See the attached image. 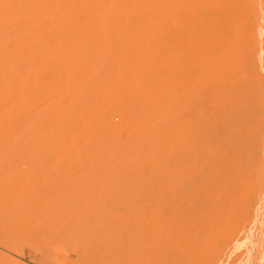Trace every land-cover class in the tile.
I'll return each mask as SVG.
<instances>
[{
    "label": "bare ground",
    "instance_id": "bare-ground-1",
    "mask_svg": "<svg viewBox=\"0 0 264 264\" xmlns=\"http://www.w3.org/2000/svg\"><path fill=\"white\" fill-rule=\"evenodd\" d=\"M92 77L106 83L91 84ZM106 78L117 80L115 92ZM83 79L93 86L76 89ZM254 92H264V0H0V125L16 122L33 148L44 133L71 134L73 141L49 140L55 156L100 160L102 175H119V188L150 189L148 200L173 207L171 216L204 222L195 227L206 238L231 235L229 181L220 178L228 166L218 156L230 153L231 109ZM56 103L62 124L50 115ZM73 109L113 116L119 126L97 115L76 119ZM85 138L90 149L82 152ZM45 145L37 151L46 155ZM21 232L17 239L0 234V246L39 264H107L103 252L94 258L85 250L78 261L47 247L28 253ZM8 258L13 263L0 252L2 262Z\"/></svg>",
    "mask_w": 264,
    "mask_h": 264
},
{
    "label": "rangeland",
    "instance_id": "rangeland-1",
    "mask_svg": "<svg viewBox=\"0 0 264 264\" xmlns=\"http://www.w3.org/2000/svg\"><path fill=\"white\" fill-rule=\"evenodd\" d=\"M110 78H106L110 81L108 84L112 82ZM113 78L118 79L119 82V78ZM46 79L40 78L37 82L43 81V84L47 85L49 79ZM89 79V82L94 80V82H90L91 84H96L99 80L105 81V78L99 80L96 78L95 80L92 77ZM77 80V86H75L78 88L76 89H81L83 86L81 89L83 90L84 86L90 85L86 83L88 80H79L80 84ZM82 82H84L83 85ZM113 82L118 83L117 80ZM40 83L38 85L41 87L42 83ZM105 83L102 82L104 85ZM116 83H111L114 87L112 88L114 90L111 89L112 92H115L119 86ZM92 86L90 85V87ZM97 88L98 86H94L91 89L95 91ZM91 89L86 88V90ZM92 94L90 98L97 96L95 92ZM246 96L248 98L246 105L235 106L231 109L234 117L227 124L229 135L232 132L231 140L228 141L230 142L228 143L230 153L228 152L225 157L218 156L219 162L225 160L224 164L228 166L225 173L221 172L220 178L226 177L227 182L229 181L230 188L227 198L232 218V220L229 218L232 221V225L229 221L232 226H230V230H232L229 232L230 237L226 236L225 238L218 234V237L214 239L206 238L210 234L209 230L208 235H206L207 232L204 233L206 229L203 230L202 227L199 229L203 234L198 228L196 230L198 224L201 223L202 226L205 224L204 222L183 223L178 212L175 215L172 213L171 216L169 211L173 207L166 206L167 209H171L167 210L164 209V204H157V202L155 204L148 200L150 189H146V191L148 190L146 192L145 189L141 191V189L123 190V188H119V182H117L119 175H102L100 160L93 158L92 161V157L87 158L83 153L75 158L70 157L69 154L55 156L57 154L53 152L55 150L53 147L55 148L56 145L52 146L51 142L56 141L55 135L60 137L59 131L52 132L55 134L54 141L49 142L53 139L48 136L50 133L47 132L48 135L46 133L43 135L44 139L38 140L40 143L37 142L34 148L31 147L34 145L33 141L30 142L20 137L16 122H12L16 123L15 126L12 123L8 127L0 125V234L10 235V238L17 239L18 235L15 236V234H20L21 229L25 228V231L21 232L24 238L22 237L21 241L18 238V241L23 244L26 251L28 249V253L33 251L32 247L34 251L39 247H47L74 261L81 259L82 255L79 254L86 250L85 252L92 254L94 258L98 257L97 253H105L102 255L107 256L104 259L107 264H264V224L260 222L259 225V219L264 223V92H254ZM256 98H260L262 101L257 102ZM59 104L61 103H56V106ZM59 106L57 111L58 106L54 107L53 105L52 109L54 110L51 109L50 115L55 116L56 114L57 118L60 116L57 119L52 115L58 123L61 121L62 124L66 121L62 120L65 118L64 114L61 115L62 104ZM72 111L77 112L74 109ZM89 111H86L89 113L87 114L80 110L77 115L75 112L76 119H80L79 114L82 113L87 118L90 116L96 118L95 115H97L99 122L119 123L113 116L112 118L109 116L108 119V116L102 115L106 117L103 118L98 111ZM241 115L243 119H241ZM82 119L84 118L81 116L79 123L83 122ZM48 120L50 121V119ZM87 120L84 123H87ZM91 121L89 122L91 125L99 124L97 119H91ZM117 125L119 126V124ZM222 130L220 127V136ZM27 133L26 135H28ZM66 134H63L64 141H66V136L67 141L69 139L73 141L72 135ZM220 136L217 139L221 138L222 140ZM64 137L60 138L64 139ZM57 141L56 144H59ZM71 141L64 143L71 145L73 143ZM87 141L85 138L84 143L81 144L82 152L90 149V143ZM107 143L111 145V141ZM107 143L103 146L100 143L102 150L105 147L110 148ZM42 144L46 146L45 149L49 155L41 153V149L37 151L38 145ZM43 146L41 147L43 148ZM219 147L222 149L223 145L219 143L217 147L218 152L221 153ZM165 148L163 154H165ZM220 153L218 155H221ZM219 162L218 165H220ZM111 166L115 168V165ZM111 177H114L115 180ZM112 180H114L113 184L109 182ZM222 181L220 180L219 183ZM220 187L222 190V184ZM143 192L145 193L143 194ZM217 201L219 203V199ZM246 228L249 231H245ZM9 231L11 232L9 233ZM24 233L26 234L24 235ZM4 235L2 236L5 237ZM0 252L8 255L11 262L13 261L10 263L8 258V264H14V260L18 261L15 264H19V262L39 264L35 260H31L28 255L17 254L2 248V246H0ZM4 262L2 263L7 264L6 261Z\"/></svg>",
    "mask_w": 264,
    "mask_h": 264
}]
</instances>
